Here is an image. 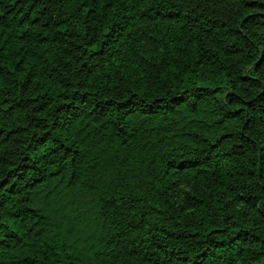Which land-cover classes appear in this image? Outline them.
I'll return each mask as SVG.
<instances>
[{
    "label": "trees",
    "instance_id": "obj_1",
    "mask_svg": "<svg viewBox=\"0 0 264 264\" xmlns=\"http://www.w3.org/2000/svg\"><path fill=\"white\" fill-rule=\"evenodd\" d=\"M0 264H264V0H0Z\"/></svg>",
    "mask_w": 264,
    "mask_h": 264
}]
</instances>
